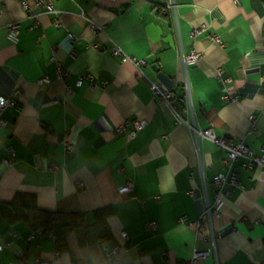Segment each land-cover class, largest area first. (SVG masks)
I'll return each mask as SVG.
<instances>
[{
    "label": "crops",
    "instance_id": "1",
    "mask_svg": "<svg viewBox=\"0 0 264 264\" xmlns=\"http://www.w3.org/2000/svg\"><path fill=\"white\" fill-rule=\"evenodd\" d=\"M167 3L55 0V12L41 14L31 29L20 0H1L0 95L10 104L0 113L6 123L0 126V202L33 193L39 208L82 213L87 224L94 211L109 207L110 240L73 226L59 241L49 230L28 240L39 228L9 223L0 213V264H38L36 257L48 264H106L103 242L120 245L122 264H191L194 249L209 247L211 254L196 264H259L264 257V168H247L241 159L226 165L224 152L196 140L148 85L170 92L175 111L192 121L178 56L195 47L201 55L188 83L196 127L261 154L264 0ZM13 22L16 41L6 33ZM114 44L145 61L143 78L132 62L112 55ZM44 76L51 81L38 84ZM135 118L147 125L135 131ZM9 146L14 157L6 161ZM221 173H234L237 184L225 183L227 193L217 199L213 178ZM127 179L134 187L126 195L120 185ZM207 202L217 208L212 228L205 221L196 230L187 222ZM149 221L157 228L147 227Z\"/></svg>",
    "mask_w": 264,
    "mask_h": 264
},
{
    "label": "built area",
    "instance_id": "2",
    "mask_svg": "<svg viewBox=\"0 0 264 264\" xmlns=\"http://www.w3.org/2000/svg\"><path fill=\"white\" fill-rule=\"evenodd\" d=\"M55 0H20L21 6L25 11L26 19L30 22V28L35 29L38 25L39 16L41 14H50L54 13L55 9L53 6ZM175 7V0H168V3L166 4V8ZM35 8H38L39 11L37 12ZM2 12V5L0 0V15ZM55 25H58L59 22L57 20L53 21ZM92 29L97 30L100 29L98 25L95 23H91ZM19 24L17 22L8 23L6 25V33L7 37L13 41H16L19 34ZM195 32H197V29H193L191 31V35H193ZM69 40V39H68ZM69 49L70 46H69ZM111 53L114 56L120 57L122 60H128L132 62L136 68L138 69L139 75L143 78L144 77V71L142 69V65L144 64L143 59H136L134 57H131L127 55L118 44H114L111 48ZM200 51H198L195 47H191L190 51L188 53H183L182 50L179 52V60L180 65L183 70L185 81H184V91H185V107L188 113L191 116L192 121H189L188 118L184 119L182 118L173 108L171 105V99L172 95L170 92L163 91L158 84L154 82H149L148 85L153 92L154 96L160 97L161 103L166 105L170 111L174 114L176 119L179 122H184L188 125V127L191 129L194 138L197 140L198 138L207 139L216 144L217 147H219L224 152V158L223 162L226 165H230L231 162L241 159L243 162V165L247 168H253L255 166H259L261 168H264V148H262L261 154H254L242 141H234L231 139H226L223 136H217L214 134L213 130L211 128L208 129H199L196 127L194 122V114H193V103L191 98V89L190 85L188 83V70L191 66L195 65L198 59L200 58ZM65 71L61 69L60 66L56 69V77L62 78L64 76ZM217 74L219 76H223V71L221 69H218ZM228 80V78L226 79ZM51 81L49 76L41 77L37 80L38 84H48ZM84 79L79 76L76 81V85H81L83 83ZM226 100L236 101V96L233 95H225L223 97ZM10 104V100L7 97H4L3 95H0V113L1 110ZM250 119H253V116H249ZM6 125V123L1 119L0 117V126ZM133 129L135 131L143 129L147 125V121L142 118H135L132 121ZM123 127L119 126L118 129L121 130ZM66 148H69V146L66 144ZM7 158L6 161H10L14 157V149L9 146L7 148ZM119 171L122 172V168L119 169ZM225 183H230L232 185L237 184L235 174L232 173L230 175H223L217 174L213 178V184L216 187V197L217 199L220 198L221 195L226 194L227 191L225 189ZM76 186L78 188H81L83 186L82 182H77ZM133 182L131 180H125L122 185H120V190L124 194H131L133 191ZM190 195L194 196L195 191L189 190ZM217 214V208L213 205H210L208 202L205 203L204 207H202L199 217L196 221H189L187 222L188 225H193L196 227L200 226L203 222L208 221L209 227H211V219L213 215ZM180 222H185V218L181 217ZM146 226L151 229L157 228L156 221H149L146 223ZM212 228V227H211ZM43 233L42 229H37L30 233L28 236V240H31L35 235L40 236ZM212 241L214 234L211 231L210 232ZM121 236L126 239L127 235L124 231L121 232ZM4 245L0 243V251L3 249ZM102 247L105 251L106 255V264H122L121 262V252H120V245L116 244L113 247H109L105 242L102 243ZM212 252V247H209L207 249H194L192 253V257L190 259L191 264H196L197 260L199 258L208 257ZM36 262L38 264H48V262L40 257H36ZM259 264H264V257H262Z\"/></svg>",
    "mask_w": 264,
    "mask_h": 264
},
{
    "label": "trees",
    "instance_id": "3",
    "mask_svg": "<svg viewBox=\"0 0 264 264\" xmlns=\"http://www.w3.org/2000/svg\"><path fill=\"white\" fill-rule=\"evenodd\" d=\"M0 213L9 223L23 220L33 228L51 231L59 241L73 226L85 231L83 234L94 235L97 239L110 240V234L105 223L106 216L110 213L109 207H102L94 211V222L82 223L84 214L65 213L41 209L36 204L33 193L16 192L9 202H0ZM82 217L78 222L77 218Z\"/></svg>",
    "mask_w": 264,
    "mask_h": 264
}]
</instances>
